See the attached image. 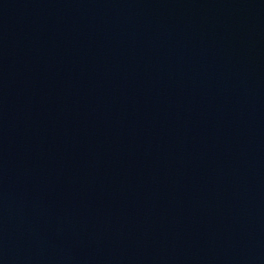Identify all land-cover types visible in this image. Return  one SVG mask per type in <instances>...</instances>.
<instances>
[{
  "label": "water",
  "instance_id": "1",
  "mask_svg": "<svg viewBox=\"0 0 264 264\" xmlns=\"http://www.w3.org/2000/svg\"><path fill=\"white\" fill-rule=\"evenodd\" d=\"M0 264H264V0H0Z\"/></svg>",
  "mask_w": 264,
  "mask_h": 264
}]
</instances>
